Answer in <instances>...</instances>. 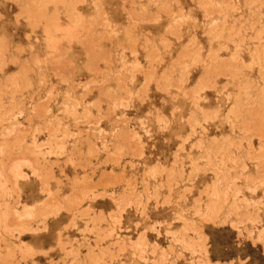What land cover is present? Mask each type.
Listing matches in <instances>:
<instances>
[{"label": "rangeland", "instance_id": "obj_1", "mask_svg": "<svg viewBox=\"0 0 264 264\" xmlns=\"http://www.w3.org/2000/svg\"><path fill=\"white\" fill-rule=\"evenodd\" d=\"M0 264H264V0H0Z\"/></svg>", "mask_w": 264, "mask_h": 264}, {"label": "snow or ice", "instance_id": "obj_2", "mask_svg": "<svg viewBox=\"0 0 264 264\" xmlns=\"http://www.w3.org/2000/svg\"><path fill=\"white\" fill-rule=\"evenodd\" d=\"M173 115H175V112H173Z\"/></svg>", "mask_w": 264, "mask_h": 264}]
</instances>
